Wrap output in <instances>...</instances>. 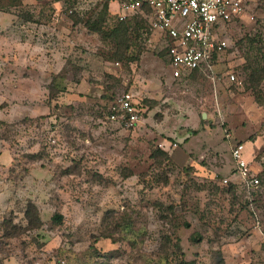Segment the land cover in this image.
I'll return each instance as SVG.
<instances>
[{
	"label": "rangeland",
	"instance_id": "rangeland-1",
	"mask_svg": "<svg viewBox=\"0 0 264 264\" xmlns=\"http://www.w3.org/2000/svg\"><path fill=\"white\" fill-rule=\"evenodd\" d=\"M125 1L0 0V264H161L167 237L188 262L264 264V0L221 30L216 84L171 78L141 14L119 58L96 28ZM128 93L132 128L109 119ZM238 142L262 172L251 199L224 183Z\"/></svg>",
	"mask_w": 264,
	"mask_h": 264
},
{
	"label": "built area",
	"instance_id": "built-area-1",
	"mask_svg": "<svg viewBox=\"0 0 264 264\" xmlns=\"http://www.w3.org/2000/svg\"><path fill=\"white\" fill-rule=\"evenodd\" d=\"M246 1L127 0L119 3L118 17L120 21H126L137 13L150 19V30L161 33V39L156 44H161L162 51L167 50L171 78L180 80L196 74L216 84L220 80L216 72L217 62L231 48L230 39L221 30L243 16ZM146 42L148 46L154 44L151 37ZM229 79L237 81L235 74ZM115 105L109 119L119 121L128 128L136 126L145 112L131 93ZM226 137L231 138L227 130ZM231 157L233 176L225 179L224 183L232 181L240 185L251 199L261 187L255 161L246 157V145L242 142L232 146Z\"/></svg>",
	"mask_w": 264,
	"mask_h": 264
},
{
	"label": "trees",
	"instance_id": "trees-1",
	"mask_svg": "<svg viewBox=\"0 0 264 264\" xmlns=\"http://www.w3.org/2000/svg\"><path fill=\"white\" fill-rule=\"evenodd\" d=\"M37 1L40 2V1H43V0H37ZM128 22L129 21H127V20L126 21H121V22H119V24L113 30H110L108 32L102 31V24H100L96 28L97 32L102 33L104 35V39L105 40L111 41V42L115 43L118 46L116 54L118 56H120L119 58L125 56L127 54V52L129 51V49H130L131 39H130V26L127 24ZM163 51L167 55V50H163ZM193 75H195V74H193ZM54 78H56V76ZM53 81L56 82V80H53ZM212 128H213V125H212ZM161 153L166 154V152H163V150L161 151ZM166 155H168V154H166ZM259 177H260L261 185H262V172L259 173ZM237 186L238 185L234 184L233 182L229 183V187H232V189L237 188ZM254 195H255V193L253 194V196ZM35 220L38 223L41 222L40 219L38 218V216L36 217ZM53 221L56 224H60L63 221V215L55 214L54 217H53ZM113 242L115 243V240H113ZM172 245L174 247H176L177 252H176V255H174L175 254L174 252L169 253L168 256H167L168 258H169V256L173 255V256H177L176 260L179 261L178 264H197L196 261L188 262L187 260H185V258H184L185 255H184V253L182 252V250L180 248L181 242H180L179 238L176 239V243L174 244V242H172V240L169 237H167V239H166V247H169V246H172ZM168 258H163V261L168 263V261H169ZM163 261L161 262V264H164ZM221 261H223L222 258H221ZM95 264H110V263H104V262L96 261Z\"/></svg>",
	"mask_w": 264,
	"mask_h": 264
},
{
	"label": "water",
	"instance_id": "water-1",
	"mask_svg": "<svg viewBox=\"0 0 264 264\" xmlns=\"http://www.w3.org/2000/svg\"><path fill=\"white\" fill-rule=\"evenodd\" d=\"M202 118H203L204 120H206V119L208 118V114H207V113H203V114H202Z\"/></svg>",
	"mask_w": 264,
	"mask_h": 264
}]
</instances>
